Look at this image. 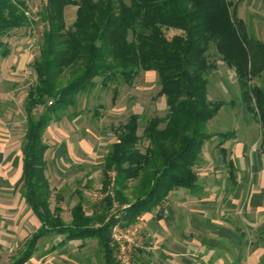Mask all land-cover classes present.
Returning a JSON list of instances; mask_svg holds the SVG:
<instances>
[{
  "label": "trees",
  "instance_id": "trees-1",
  "mask_svg": "<svg viewBox=\"0 0 264 264\" xmlns=\"http://www.w3.org/2000/svg\"><path fill=\"white\" fill-rule=\"evenodd\" d=\"M68 6L76 8L70 26L64 18ZM24 7L22 0H0V60L10 54L3 39L30 26ZM41 22L45 28L39 56L31 65L35 82L23 102L20 188L40 227L10 264L29 261L39 239L49 234L63 236L50 251L69 241L78 240L82 246L86 240H96L104 264H117L110 237L113 226L133 224L138 216L160 207L175 190L201 193L196 168L203 146L214 136L218 138L215 148L234 183L235 167L223 146L232 133L207 131L208 122L224 106L207 96L208 76L215 69L208 59L211 46L234 70L240 104L260 125L264 148V85L251 82L264 71V42L249 36L236 15V5L229 0H46ZM164 29H178L182 36L167 39ZM142 72L157 75L166 114L148 118L141 135L140 116L135 113L114 128L116 140L108 145L101 164L103 192L109 185L108 174H115L112 194L86 213L82 190L76 189L79 200L65 224L59 192L56 205L50 208L52 189L45 177L49 146L43 140L46 129L70 108L73 112L68 118L76 117L79 97L91 94L96 79L102 87L112 82L130 87ZM141 142L145 143L143 151L138 147ZM114 205L118 217L111 214Z\"/></svg>",
  "mask_w": 264,
  "mask_h": 264
},
{
  "label": "rangeland",
  "instance_id": "rangeland-1",
  "mask_svg": "<svg viewBox=\"0 0 264 264\" xmlns=\"http://www.w3.org/2000/svg\"><path fill=\"white\" fill-rule=\"evenodd\" d=\"M22 1L25 5L23 12L30 26L16 30L11 37L3 39L9 44L10 54L0 60V126L5 133L13 134L18 143L22 142L25 131L23 102L28 88L35 82L31 65L39 56L45 28L41 22V12L46 4V0ZM229 1L236 5V15L244 22L249 36L264 42V0ZM75 10L74 6L65 8L66 26L73 23ZM164 34L167 39L182 36L178 29H164ZM208 59L215 64V69L208 76V99L211 102L221 101L224 106L208 122L207 131L211 134L232 133L223 146L227 159L234 161L239 170L234 171L233 183L228 177L226 162L222 161L220 152L215 148L218 138L214 136L206 142L201 163L196 168L201 193L175 190L147 218L145 214L137 217L143 220L144 225L134 237L135 242H140V247L132 248L131 264H139L136 262L139 259L142 264L146 261L145 250L161 243L149 236L152 232L151 220L159 218V214L172 220L169 221L172 230L197 233L206 249L213 246L219 251H233V257L232 254L227 257L230 264H264V148L261 145L260 125L240 104L234 70L221 61L212 46L208 50ZM96 81L97 85L90 95L79 97L76 108L79 114L69 119L68 115L73 112V108H70L58 123L46 129L43 136L49 146L45 153V177L53 189L50 203L54 207V196L57 192L62 195L61 216L65 223L70 222L71 208L79 200L76 189L82 190L86 213H90L92 205L107 194L111 195L112 187L109 186L115 174L113 171L108 174L109 185L107 191L103 192L101 164L108 145L116 140L114 128L135 113L140 116L138 135H141L148 118L163 117L167 112L154 72L140 73L130 87L115 82L102 87L100 79ZM251 82L264 85V71L260 78ZM144 146L145 143L141 142L138 147L143 151ZM236 147L243 151L242 158L237 156V152L233 159L231 154ZM235 156L240 160H236ZM77 180H81V183L78 184ZM117 208L114 205L111 210L115 217L119 215ZM84 242V248L80 249L79 242H70L57 253L49 254L45 259H48L46 264H54L55 259L58 264H104L101 253L97 251L96 240ZM45 243V248H49V242ZM65 249L67 251L62 253ZM114 255L113 250L116 262ZM51 256H54L53 259H49ZM1 263L7 261L3 259Z\"/></svg>",
  "mask_w": 264,
  "mask_h": 264
},
{
  "label": "crops",
  "instance_id": "crops-1",
  "mask_svg": "<svg viewBox=\"0 0 264 264\" xmlns=\"http://www.w3.org/2000/svg\"><path fill=\"white\" fill-rule=\"evenodd\" d=\"M20 143L14 139L13 134L5 133V130L0 126V264H4L1 263L3 259L7 261L5 264H10L13 258L17 256L18 251L23 247L25 241L40 227L38 219L33 215L20 194V188L23 183ZM66 144L68 145L67 142ZM232 152V156L238 152L237 156L242 158L243 151H240L239 147H236ZM236 160L240 159L236 157ZM232 162L235 170H239V167L234 161ZM52 195L53 189L51 197ZM50 208H53L51 203ZM149 215L150 213H147L144 217L147 218ZM151 221L150 226L152 232L149 235L150 239H155V241L161 243L157 244L159 246H153L149 250H145L147 252L145 253L146 261L143 262L144 264H230L227 261V257H230L231 254L232 257L234 255L233 251L230 252V249L227 251H219L213 246L206 249L202 246V239L200 242L197 233L187 234L186 232H182V230H172V223L169 222L172 220L167 217H161V214H159V218L155 217ZM45 239L50 244L49 248H45L47 247ZM62 239L63 236L57 234H49L39 239L36 251L25 264H46L48 259H45L49 254L57 253L59 249L65 248L70 242H79L80 249L85 246V242L81 246L82 243L76 240L69 241L63 246L57 247L54 251H50ZM66 251V249L62 250V253ZM138 252L141 254L144 253L142 251ZM67 256L70 257L71 255L67 254ZM53 257L51 256L49 259H53ZM140 261L139 259L136 262L140 264ZM54 264H58L57 259H55Z\"/></svg>",
  "mask_w": 264,
  "mask_h": 264
},
{
  "label": "built area",
  "instance_id": "built-area-1",
  "mask_svg": "<svg viewBox=\"0 0 264 264\" xmlns=\"http://www.w3.org/2000/svg\"><path fill=\"white\" fill-rule=\"evenodd\" d=\"M27 14L29 15V13ZM112 186L113 178L109 188ZM110 194H112V192ZM143 225V220L141 218H137L133 224L122 227L117 223L113 226L111 230V244L114 248V256L117 264H131L130 253L132 248L140 247V242H135L134 237L136 233L139 232V229L143 227Z\"/></svg>",
  "mask_w": 264,
  "mask_h": 264
}]
</instances>
